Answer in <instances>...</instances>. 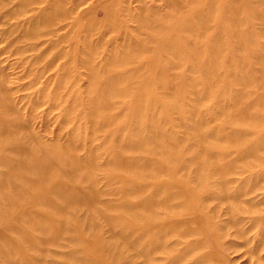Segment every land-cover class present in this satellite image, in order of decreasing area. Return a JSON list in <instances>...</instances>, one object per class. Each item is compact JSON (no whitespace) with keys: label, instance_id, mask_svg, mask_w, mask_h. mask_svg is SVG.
<instances>
[{"label":"rangeland","instance_id":"374dc122","mask_svg":"<svg viewBox=\"0 0 264 264\" xmlns=\"http://www.w3.org/2000/svg\"><path fill=\"white\" fill-rule=\"evenodd\" d=\"M83 2L0 35V264H264V0Z\"/></svg>","mask_w":264,"mask_h":264},{"label":"bare ground","instance_id":"6f19581e","mask_svg":"<svg viewBox=\"0 0 264 264\" xmlns=\"http://www.w3.org/2000/svg\"><path fill=\"white\" fill-rule=\"evenodd\" d=\"M83 0H22L17 2V9L8 8L2 17H0V35H6V26L11 27H26L35 25H53L49 27V31H45L39 37L37 42L31 44L26 51H37L38 45L43 44L48 47L54 45V42H63L68 37V34H61L60 31L65 29L72 30L77 27L82 21L89 19V15L92 16L98 10V7L92 5L84 6ZM15 5V4H14ZM215 6V5H214ZM100 7V6H99ZM105 11L109 8L107 3H104L101 7ZM76 25V26H75ZM2 41V40H1ZM11 45V44H10ZM16 47V46H15ZM20 49V47H19ZM14 49L11 50V53ZM1 53V52H0ZM2 54V53H1ZM0 54V55H1ZM50 66H44L43 74L49 70ZM42 70H39L38 74H41ZM106 111V110H105ZM236 135V134H235ZM122 156V154H120ZM262 190L264 188H261ZM149 190V189H148ZM200 220V219H199ZM239 234H243L238 229ZM259 239L256 247H261L262 234H256L254 240ZM248 243H251L250 241ZM253 246V243L251 244ZM255 246L249 248V252H254ZM256 252V251H255ZM254 255V254H253ZM201 259H199V262ZM208 264V263H202ZM219 264V263H218Z\"/></svg>","mask_w":264,"mask_h":264}]
</instances>
